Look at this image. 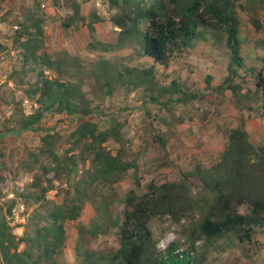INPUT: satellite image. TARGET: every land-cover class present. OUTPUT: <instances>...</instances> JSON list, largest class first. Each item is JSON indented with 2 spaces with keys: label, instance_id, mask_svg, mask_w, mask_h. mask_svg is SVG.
<instances>
[{
  "label": "trees",
  "instance_id": "trees-1",
  "mask_svg": "<svg viewBox=\"0 0 264 264\" xmlns=\"http://www.w3.org/2000/svg\"><path fill=\"white\" fill-rule=\"evenodd\" d=\"M239 1L109 0L111 7L120 9L114 18L120 30L118 42L122 45L133 38L141 46L142 55L153 62L148 69L127 70L145 77L134 83V88L145 84L149 100L163 107L170 102H183L184 97L191 99L187 94L180 96L184 91L177 81L169 86L159 85L155 69L157 66L168 69L172 61L183 56L192 41L202 38V30L226 40L232 56L229 70L235 74L234 62L238 67L243 66L237 16ZM73 9V17L64 23L66 27L75 21H85L80 16L79 5L75 4ZM93 16L87 23L91 34L95 32V23L100 21L96 14ZM25 22L14 45L21 50L24 66L34 65V72L36 66L41 67L39 79L35 84L25 82L24 67L13 71L9 80L22 92L23 99L33 101L38 107L27 115L22 107L23 99L16 101L13 96L7 101L0 92V103L14 106L13 114L0 132V185L6 181L4 173L18 176L19 172H26L32 174L33 180L23 191L15 193L14 199L0 202V264H60L67 242L66 224L79 220L87 204L94 207L96 218L88 225L77 224L75 250L76 260L81 264H202L204 260L197 255L198 242L211 244L231 235L243 242L252 238L255 227L264 229V143L256 146L245 125L228 131L226 149L212 166L198 163L191 171L184 172L180 180L160 186L151 184L147 191L141 189L135 177V187L120 197L115 185L129 170L138 167L129 160L132 152L124 125L113 116H107L103 126L91 120L101 118L103 113L87 98L82 81L76 80L82 68L77 73L71 72V64L75 65L78 59L70 61L66 52L53 59L42 51L45 43L42 16L29 15ZM253 23L260 28L259 19L254 18ZM100 65L107 67L106 63ZM45 69L52 76L45 75ZM251 73L259 86L264 85V66L261 72ZM118 83L123 87L129 85L120 80ZM106 84L111 87V83ZM229 88L234 94L241 91L240 86ZM48 114L69 118L74 124L73 132L65 136L57 130L43 129L42 121ZM27 131L45 132L41 145L34 149L24 146L8 156L5 138ZM166 137L158 136V140L167 143ZM110 141L117 148L108 149L106 144ZM69 143L72 148L63 149ZM77 148L79 153H73ZM80 165L84 168L76 177ZM191 179L216 194V199L205 204L198 201ZM55 182L65 184L61 203L47 195L55 189ZM18 201L27 209L33 203L36 205L21 236L15 233L11 222ZM241 207L246 208L245 213L240 212ZM199 211L201 218L190 226L189 247L183 250L175 241L160 251L150 223L158 220L179 225L193 220ZM112 230L116 231L119 242L117 249L103 252L91 246L100 235Z\"/></svg>",
  "mask_w": 264,
  "mask_h": 264
},
{
  "label": "rangeland",
  "instance_id": "rangeland-1",
  "mask_svg": "<svg viewBox=\"0 0 264 264\" xmlns=\"http://www.w3.org/2000/svg\"><path fill=\"white\" fill-rule=\"evenodd\" d=\"M150 1L152 0H144L147 3ZM75 4L79 5L80 16L84 17L85 21H75L66 27L64 23L73 17ZM119 13L120 9L111 7L109 0H0L1 94L7 101L13 96L16 101L23 99L22 92L9 80L15 70L21 71L25 67L27 73L24 80L29 84H35L39 79L38 71L41 67L36 66L37 71L34 72V65L28 63L24 66L21 50L14 45L21 25L26 23L29 15L37 14L44 19L45 43L42 51L51 54L53 59L57 54L64 52L68 53L70 61L78 59L79 62L75 65L71 64V72L77 73L78 68H82L76 80L82 81L87 98L103 113L101 118L91 120L103 126L107 116H113L125 127L126 139L132 152L129 160L134 161L138 167L136 170H129L125 178L115 185L120 197H124L135 187V177L139 180L141 189L147 191L151 184L160 186L165 182L180 180L184 172L191 171L199 162L207 167L215 164L214 159L206 158L207 154L203 150L210 143L205 141V133L213 131L216 124L214 122H221L218 125L221 129L225 128L224 137L231 129L247 123L255 145L264 143V135L259 140L260 125H263L264 129V85L259 86L251 73L261 72L264 66V0H240L237 4L243 66L238 67V64L232 63L235 74L229 70L232 56L226 40L209 30H202V38L192 41L183 56L172 61L168 69L156 67L159 85L169 86L173 81H177L184 91L180 96L187 94L192 97L191 99L184 97L180 103L170 102L166 107L149 100L150 93L147 94L144 90L145 84L134 88L133 84L139 83L141 78L145 77L128 73L127 70L138 69L135 70L138 72L148 69L152 67L153 62L142 55L141 46L134 42L133 38L122 45L118 42L120 30L116 28L114 18ZM94 14L100 21L95 23V32L91 34L87 23ZM254 18L259 19L260 28L254 25ZM91 44L94 45L93 48ZM102 63H106L107 67L100 65ZM44 73L52 76L47 69ZM119 80L129 85L120 86ZM107 82L111 83V87L107 86ZM230 86H240L241 91L234 94L229 90ZM177 97L175 96V99ZM166 99L168 100V96ZM166 99L163 98L162 101ZM22 107L28 115L38 106L33 101L23 99ZM13 112L14 106L0 103V132ZM207 121L212 123L207 125ZM186 122L199 123L193 132L197 137H190V140L183 144L174 142L177 128L185 129L182 126H185ZM73 126V122L64 115L48 114L42 121L43 129L57 130L65 136L73 132ZM150 129L152 131L146 132ZM184 131L186 130H183V133ZM44 134L45 132L27 131L8 135L5 138L6 154L9 156L13 150H20L24 146L32 149L39 147ZM163 135H167V143L158 140V136ZM222 144L223 140L217 141L216 151H219ZM106 146L110 150L117 148L113 141ZM71 148V143L63 147ZM79 151L80 148H77L73 153ZM86 167H89V162ZM83 168L79 166L76 177L82 174ZM3 175L6 181L0 185L1 203L14 199L15 193L23 191L33 180L32 174L26 172H19L18 176L8 173ZM191 183L198 201L205 204L208 200L216 199L217 195L206 191L198 180L191 179ZM54 186L55 189L47 194L48 198L61 203L64 200L62 190L65 184L55 182ZM35 207L33 203L27 209L22 202H17L11 217L17 235L23 234V226ZM239 210L242 213L246 212L245 207ZM95 218L94 207L87 204L79 220L66 224L67 242L59 258L60 264H81L76 260L75 250L78 240L77 224L80 222L88 225ZM200 218L201 211L196 213L193 220L179 225L153 220L150 227L159 242V250L166 249L175 241L181 244L183 250L187 249L192 229L190 226ZM115 232L112 230L106 235H100L91 246L103 252L117 249L119 242ZM197 245V255L204 260L202 264H264V229L260 227L254 228L250 240L242 242L231 235L225 239L215 240L211 244L200 241Z\"/></svg>",
  "mask_w": 264,
  "mask_h": 264
},
{
  "label": "crops",
  "instance_id": "crops-1",
  "mask_svg": "<svg viewBox=\"0 0 264 264\" xmlns=\"http://www.w3.org/2000/svg\"><path fill=\"white\" fill-rule=\"evenodd\" d=\"M251 113H252V111H251ZM211 123L209 121H207L206 124L208 125V124H211ZM214 123H216V124L214 126L213 131L212 132L209 131L208 133H205V137H206L205 138V141H209L210 143H209V146L207 148L205 146L206 149H203V150H205V153L207 154L206 158L209 157L211 159H214L215 160V163H217L220 160V158H221L224 150L226 149L227 136L224 137L225 128L221 129L220 125H218L221 122H214ZM184 125L185 126H182V127H184L185 129H182L181 127H178L177 128V131L175 132V138L173 139L174 142H178V143H182L183 144V142L186 143L187 141H189L190 140V137H197V134H195L193 132H194V130L197 129V125H199L198 122H186ZM245 128H246L247 132L250 135L251 134L250 133L251 129H250L249 124L247 125V123H245ZM183 130H186V131H184V133H183ZM186 134H187V136H186ZM259 134H260V137H259V140H260V138L262 137V135H264L263 125H260V132H259ZM250 139L253 142L251 135H250ZM218 140H223V144H222L221 148H219V151H216L217 149H215V148H216V144H217V141ZM253 143L255 144V142H253ZM182 144H180V145H182ZM210 166H212V165H210Z\"/></svg>",
  "mask_w": 264,
  "mask_h": 264
},
{
  "label": "built area",
  "instance_id": "built-area-1",
  "mask_svg": "<svg viewBox=\"0 0 264 264\" xmlns=\"http://www.w3.org/2000/svg\"><path fill=\"white\" fill-rule=\"evenodd\" d=\"M44 7V6H43Z\"/></svg>",
  "mask_w": 264,
  "mask_h": 264
}]
</instances>
